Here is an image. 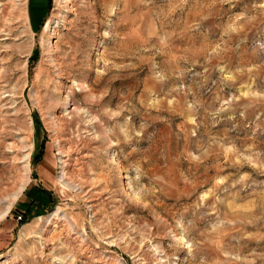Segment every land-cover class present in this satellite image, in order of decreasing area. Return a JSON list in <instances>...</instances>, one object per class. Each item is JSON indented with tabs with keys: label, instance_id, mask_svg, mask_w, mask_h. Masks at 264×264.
<instances>
[{
	"label": "rangeland",
	"instance_id": "obj_1",
	"mask_svg": "<svg viewBox=\"0 0 264 264\" xmlns=\"http://www.w3.org/2000/svg\"><path fill=\"white\" fill-rule=\"evenodd\" d=\"M27 1L0 0V264H264V0Z\"/></svg>",
	"mask_w": 264,
	"mask_h": 264
},
{
	"label": "bare ground",
	"instance_id": "obj_2",
	"mask_svg": "<svg viewBox=\"0 0 264 264\" xmlns=\"http://www.w3.org/2000/svg\"><path fill=\"white\" fill-rule=\"evenodd\" d=\"M27 9H28V11L26 12V14H27V16H28V18H30L31 17V13H30V0H28L27 1ZM91 11H92V14H91V16H95V15H98L99 13H100V3L96 0V4L95 5H92V7H88ZM90 11V12H91ZM84 14V13H83ZM81 15V14H80ZM88 15V14H87ZM91 16H89V17H87V18H85V20L86 21H89L90 19H91ZM22 16H20V18H21ZM1 18V17H0ZM93 18H96V17H93ZM22 19H24V18H22ZM80 19V18H79ZM84 20V21H85ZM80 21V20H79ZM84 21H82L81 23L82 24H84L85 22ZM84 22V23H83ZM47 27L49 26V23H47V25H46ZM6 28V27H5ZM14 28V26H13V24H9L8 25V29H7V35L9 36V35H11V33L14 35V36H19V34L17 33V31L16 30H14L13 29ZM53 28V27H52ZM46 29V28H45ZM97 31V30H96ZM74 32V31H73ZM79 34H77V35H74V36H72L71 37V41H69L68 43L71 45V52H67V50H64L65 48H61L60 46L58 47V49H59V51L56 53V56L54 55V56H52V58H55L54 59V62L55 63H57V66L59 67L58 68V70H59V73H62V72H64V73H68V71H66V69H67V66L66 67H64V65H65V63L66 62H69V61H73V62H75V63H79V59L81 58V56H82V54H84L86 51H87V48H89V43L91 42V41H87V38H93L94 37V35H95V33H94V31H93V29H92V27H90L89 29H87L85 32L84 31H82V33H84V35L82 36V34L80 33V32H78ZM48 35V34H47ZM46 35V36H47ZM124 41V40H123ZM80 42H82V43H80ZM91 44V43H90ZM128 45H129V42L127 41H124V43H123V47H126L127 49H128ZM17 47H19V46H17ZM16 47V48H17ZM19 49H20V52L21 53H24L23 52V50L25 49L24 48V46L22 45V46H20L19 47ZM27 51V50H26ZM91 52V51H90ZM85 55V54H84ZM89 59V58H88ZM72 63V62H71ZM53 64V63H52ZM67 65L69 64V63H66ZM91 64H93V59L92 60H89L88 61V65H91ZM70 66V65H69ZM68 66V69H70V68H73L72 66V64H71V66L69 67ZM56 69V68H55ZM71 70V69H70ZM50 75V74H49ZM9 77V76H8ZM78 86H79V88H81V89H83V90H86L87 91V89H88V86L87 87H85V83H83V81H78ZM24 94V93H23ZM88 95V94H87ZM94 93H90L89 94V98L90 99H94ZM51 104H53V109H55L56 107H58L59 105H63L64 107H71V106H75L76 108V110L78 111L79 110V107H78V105L75 103V98L74 97H70V98H68V99H66L65 101H63L62 102V99H60L58 96H54L53 98H52V100H51ZM75 109H74V113L76 112L75 111ZM79 113V112H78ZM89 113V112H88ZM72 115H76V116H78L77 114H72ZM80 117V116H79ZM71 118H73V119H71L70 121H69V126H70V129L69 130H71V129H73V131H72V134H74V133H76L77 132V130H75L74 129V126H76L77 124H78V122H79V118L77 117H71ZM91 118H93L95 121H98L99 120V118L97 117V114H95L93 111H91ZM100 123H102V121H99ZM76 124V125H75ZM101 125V124H100ZM78 126H79V124H78ZM69 128V127H68ZM101 128V127H100ZM81 127L78 129V133L77 134H79L78 136L80 137V131H81ZM76 131V132H75ZM65 132V131H64ZM107 134V133H106ZM71 139V141H72V139L73 138H70ZM80 139H82V138H80Z\"/></svg>",
	"mask_w": 264,
	"mask_h": 264
},
{
	"label": "crops",
	"instance_id": "obj_3",
	"mask_svg": "<svg viewBox=\"0 0 264 264\" xmlns=\"http://www.w3.org/2000/svg\"><path fill=\"white\" fill-rule=\"evenodd\" d=\"M35 13V12H34Z\"/></svg>",
	"mask_w": 264,
	"mask_h": 264
}]
</instances>
